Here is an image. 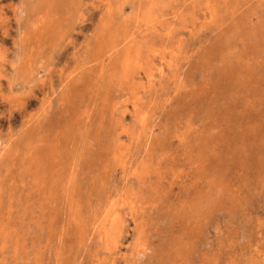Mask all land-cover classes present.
<instances>
[{"label": "rangeland", "instance_id": "rangeland-1", "mask_svg": "<svg viewBox=\"0 0 264 264\" xmlns=\"http://www.w3.org/2000/svg\"><path fill=\"white\" fill-rule=\"evenodd\" d=\"M0 264H264V0H0Z\"/></svg>", "mask_w": 264, "mask_h": 264}, {"label": "bare ground", "instance_id": "bare-ground-1", "mask_svg": "<svg viewBox=\"0 0 264 264\" xmlns=\"http://www.w3.org/2000/svg\"><path fill=\"white\" fill-rule=\"evenodd\" d=\"M62 3H63V2H62ZM64 3H65V2H64ZM244 183H245V182H244ZM117 219H118V217L115 218V220H117ZM115 220H114V221H115ZM114 221H113V222H114ZM113 222H112V224H113ZM112 226H113V225H112ZM112 226H111V227H112ZM105 232L108 233V232H110V230H109V229H106ZM107 236H108V234H107Z\"/></svg>", "mask_w": 264, "mask_h": 264}]
</instances>
